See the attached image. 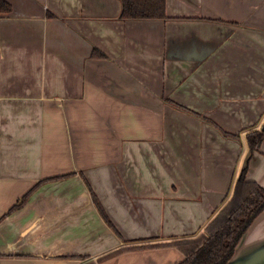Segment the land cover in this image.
Instances as JSON below:
<instances>
[{"label": "crops", "instance_id": "0c3cea01", "mask_svg": "<svg viewBox=\"0 0 264 264\" xmlns=\"http://www.w3.org/2000/svg\"><path fill=\"white\" fill-rule=\"evenodd\" d=\"M6 1L0 264H81L124 241L195 235L246 165L264 188V139L246 140L264 129V0H166L164 19H122L121 0ZM182 259L165 246L95 264ZM231 263L264 264V210Z\"/></svg>", "mask_w": 264, "mask_h": 264}, {"label": "trees", "instance_id": "16d2710c", "mask_svg": "<svg viewBox=\"0 0 264 264\" xmlns=\"http://www.w3.org/2000/svg\"><path fill=\"white\" fill-rule=\"evenodd\" d=\"M121 5L120 17L122 19H164L167 17L166 0H121ZM10 10V3L6 0H0V13H8ZM92 55L103 56V53L94 48ZM165 101L172 102L176 107L187 110L169 99H165ZM213 125L217 127L215 124ZM218 129L223 135L231 136L219 127ZM263 139L264 129L262 131L250 130L246 134V140L251 151L257 150ZM63 176L65 175L53 178ZM53 178L43 179L36 183L9 208L8 212L10 213L24 206L40 184ZM90 191L93 202L101 216L119 235L99 198L92 189ZM263 210L264 188L256 181L247 178L246 165L234 183L230 198L197 234L187 237H174L165 241H160L157 238L124 241L123 245L100 254L96 259H90L81 264H95L135 249L165 246L175 247L181 251L183 259L177 264H228L243 234Z\"/></svg>", "mask_w": 264, "mask_h": 264}, {"label": "water", "instance_id": "95a60500", "mask_svg": "<svg viewBox=\"0 0 264 264\" xmlns=\"http://www.w3.org/2000/svg\"><path fill=\"white\" fill-rule=\"evenodd\" d=\"M254 256H255V255H253L252 257H254ZM250 258H251V257H250ZM228 264H232V263H231V260L229 261V263H228Z\"/></svg>", "mask_w": 264, "mask_h": 264}]
</instances>
